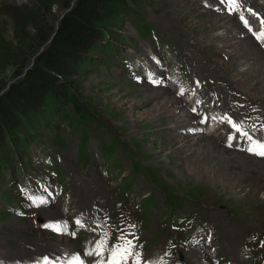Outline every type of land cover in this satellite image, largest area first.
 <instances>
[{
    "label": "rangeland",
    "instance_id": "1",
    "mask_svg": "<svg viewBox=\"0 0 264 264\" xmlns=\"http://www.w3.org/2000/svg\"><path fill=\"white\" fill-rule=\"evenodd\" d=\"M24 1L0 0V30L10 32L8 6ZM207 1L136 0L111 25L116 40L107 36L110 48L87 54L91 63L74 76L92 116L82 149L80 123L71 126L63 115L38 116L26 128L34 138H16L0 172V264H109L127 241L132 244L119 264H264V157L248 152L255 162L228 159L245 154L238 145L244 133L264 140V110L257 106L264 91L235 71L229 47L208 36L222 26L206 17ZM214 4L253 20L242 12L244 0ZM132 19L147 21L152 33H136ZM262 38L264 31L254 40ZM194 40L198 48L189 47ZM140 59L147 64L139 68ZM160 67L158 78L149 79V70ZM163 72L183 81L200 77V85L185 84L180 99L196 103L206 131L213 128L214 103L223 117L216 134H230L238 148L217 142L211 157L192 136H178L172 127L178 111L157 110L152 97V88L163 87L157 81ZM210 84L224 96L216 101ZM67 112L72 115L70 106ZM111 136L118 141L113 160L102 153Z\"/></svg>",
    "mask_w": 264,
    "mask_h": 264
},
{
    "label": "trees",
    "instance_id": "2",
    "mask_svg": "<svg viewBox=\"0 0 264 264\" xmlns=\"http://www.w3.org/2000/svg\"><path fill=\"white\" fill-rule=\"evenodd\" d=\"M70 1L25 0L6 9L11 29L9 33L0 30V172L16 138L22 142H27L28 136L34 138L26 128L38 116L50 120L63 115L71 126L80 123L77 129L81 149L90 132L87 122L92 116L82 104L74 76L91 63L87 54L110 48L107 36L116 40L111 25L117 24L128 13V5L136 0ZM66 7L69 8L54 28L55 20ZM132 20L139 35L152 33L151 25L144 19ZM8 74L3 82L1 76ZM9 80L12 81L8 83ZM117 144L116 137L111 136L109 145L102 146L103 155L113 160L112 150ZM131 164L137 167L134 161ZM147 176L157 179L155 173Z\"/></svg>",
    "mask_w": 264,
    "mask_h": 264
},
{
    "label": "bare ground",
    "instance_id": "3",
    "mask_svg": "<svg viewBox=\"0 0 264 264\" xmlns=\"http://www.w3.org/2000/svg\"><path fill=\"white\" fill-rule=\"evenodd\" d=\"M215 1L216 0H208L207 1L210 7L208 9H206L205 13L207 14L206 17L208 19L210 18L209 20H212L211 21L212 23L214 21L215 25H213V26H222V30L220 33H214V32L209 33L208 36L211 39L219 40L223 46L229 47L231 49L230 50V53H231L230 56L234 61L235 71L239 74L246 75L248 77L249 82H251V81L259 82L260 86L262 87V91H264V40H263V38L260 40V42H257L256 40H254L255 36L260 37L261 32L264 31V28H262V26H261V21L264 20V0H244L245 7H244L242 12L244 14H246V13L252 14L253 20H251L250 22H245V21L243 22L240 19L242 16V13L241 14H239L237 12L235 13L234 10H232L231 8L230 9L228 8L229 13H230L229 14L226 11V8H221L219 6H216L214 4ZM214 5H215V8L212 7ZM253 15L255 17H253ZM256 18H260L262 20H257ZM213 26L212 27L210 26L209 29L213 28ZM235 28L237 29V31H233ZM213 29H212V31H214ZM218 29L219 28H217V30ZM207 30H208V28H207ZM207 30H206V32H207ZM229 39L230 40L235 39V41L231 44L228 41ZM206 41H210V40H206ZM197 42H198L197 40H194V42L189 41V43H190L189 47L198 48ZM146 55H147L146 53H143L144 57ZM139 61H141V62H138L136 64L137 67H139V68L142 67V64H144V63L147 64L145 61H142L141 59ZM162 69L163 68L160 67L156 72L149 70V75H150L149 79L151 78V75L154 73H156V76L158 78V74H159L160 70H162ZM198 69H199L198 72H195L197 74L199 72H203V70H204L201 67ZM169 70H168V72L171 71V70L170 71ZM195 73H194V76H197V75H195ZM161 77H162V81H159L158 79H157V81L159 84L163 85V87L161 86L159 88H152V90H153L152 97L155 100H157L156 101L157 103H155L154 105L157 107V110L162 108V110L170 111V113H172V111H176V110L178 111L177 114H175V117L173 118V119H175V123H174V125H172V127L174 128L173 130L179 131L178 136L180 138L185 137L187 135L192 136V137H190V139L193 140L191 142L194 144L199 143V144H197L196 148H200V146H204V147L206 146L208 148L207 150L209 151V156H211V157H214V155H216L215 154L216 151L218 149H220V146L216 144L217 142H221V143H225V144H228V143L234 144V146L236 148H238L239 144H242L241 148L243 149L245 154L244 153H236V154H234V156L228 157V159L235 161L237 163H239V162L252 163V162L256 161L255 158H251L249 156L250 154H248V152H249L248 148L252 147V148L256 149V152H252V153H254L255 155H258L256 153L260 151V148L258 147L257 144L258 143L264 144V140H261L260 135L257 138V141H254L255 139H253L251 134L248 135L249 133L247 134L246 139H243V136L241 135V136H239L238 145L232 139L230 134L228 137H226L224 139L219 138L218 137L219 135L216 134V132H218L217 130L221 126V123L223 121V117H222V114L220 115L219 109L215 108L216 105L214 103L212 104V108L214 111L208 117V121L211 119V117L213 119V122H212L213 128L206 131V130H204L203 126L201 125V122L204 121L202 118V115H200V118H199V115L195 111L196 103L189 105L187 103L188 101H186L184 99L183 100L180 99L179 94L182 95L183 92L186 93V89H185L186 85L185 84L188 83L189 86H193L195 83L200 85V84H202L200 77H197V80L194 81L193 78H195V77L191 76V78H189V79L185 78V81H183V80H180V78L177 77L176 75H173V74L167 75L164 72L161 74ZM208 77L213 78L214 74L213 75L211 74ZM149 85H151V84L149 83ZM210 85L213 87L214 92H216L214 95L216 98V101L219 98H222L224 96L223 92L216 89V87H214V85H212V84H210ZM148 88H150V87L144 86V90H147ZM181 89H183V92H181ZM193 91L196 93L195 89H193ZM171 95L175 96L174 97L175 101H174V98L170 97ZM259 97L262 100H261L260 104L257 106L262 107L261 110H264V98L262 96H259ZM169 99L172 100L171 103H169ZM178 102L181 106L184 105V107H181L182 111H179V109H178V107H179ZM231 109L233 110V111L231 110L232 111L231 113L236 114L235 112L237 111V109L233 108V107H231ZM225 113L226 114L229 113L228 109H227V112H225ZM240 123H241V121H240ZM188 131L190 133L185 134ZM248 131L249 132H255V133L260 132V131H256V130L255 131L248 130ZM253 136H255V135H253ZM249 137L251 139H249ZM205 139H212L215 144L213 142H211L210 140L206 141ZM249 140H251V142L254 144L253 146L251 143H249ZM224 150L225 149H223V151ZM224 153H225V151H224ZM249 153H251V152H249ZM246 166L249 169L250 165L247 164Z\"/></svg>",
    "mask_w": 264,
    "mask_h": 264
},
{
    "label": "snow or ice",
    "instance_id": "4",
    "mask_svg": "<svg viewBox=\"0 0 264 264\" xmlns=\"http://www.w3.org/2000/svg\"><path fill=\"white\" fill-rule=\"evenodd\" d=\"M235 2H236V0H230V3L234 4ZM241 19H243V17H241ZM261 26H262V28H264V20L261 21ZM181 92H183V89H181ZM244 135L247 136V133H244ZM249 139H251V138L249 137ZM259 148H260V151L257 152L256 154L264 157V144H259ZM248 151L249 152H256V149L249 147ZM131 244H132L131 241H127V245L124 248H122L120 250H114L112 252V256L110 258L109 264H119V259H125L127 253L129 252V248H130ZM137 256H139V254H137ZM136 264H138V261L136 262Z\"/></svg>",
    "mask_w": 264,
    "mask_h": 264
},
{
    "label": "water",
    "instance_id": "5",
    "mask_svg": "<svg viewBox=\"0 0 264 264\" xmlns=\"http://www.w3.org/2000/svg\"><path fill=\"white\" fill-rule=\"evenodd\" d=\"M72 2V0L70 1V3ZM69 7H66L62 12L59 13L57 19L55 20V24H54V28L56 27V22L57 20L63 15L64 11L67 10ZM54 31L51 32L50 36L48 37L47 40H49L51 38V36L53 35ZM42 47L39 48V50L41 49Z\"/></svg>",
    "mask_w": 264,
    "mask_h": 264
}]
</instances>
